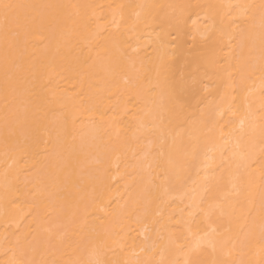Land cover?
I'll list each match as a JSON object with an SVG mask.
<instances>
[{
  "label": "bare ground",
  "instance_id": "1",
  "mask_svg": "<svg viewBox=\"0 0 264 264\" xmlns=\"http://www.w3.org/2000/svg\"><path fill=\"white\" fill-rule=\"evenodd\" d=\"M0 264H264V0H0Z\"/></svg>",
  "mask_w": 264,
  "mask_h": 264
}]
</instances>
